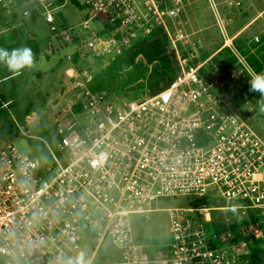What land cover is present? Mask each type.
Here are the masks:
<instances>
[{"label": "built area", "instance_id": "2783aa9c", "mask_svg": "<svg viewBox=\"0 0 264 264\" xmlns=\"http://www.w3.org/2000/svg\"><path fill=\"white\" fill-rule=\"evenodd\" d=\"M68 1L0 0L4 25L17 29L40 17L54 38L79 43L68 60L83 50L109 59L96 70L67 69L65 92L72 96L55 115L54 148L45 141L50 161L25 151L14 133L0 135V264H76L81 254L84 264H250V249L264 242V136L230 92L231 78L245 83L246 73H258L235 36L222 26L238 63L230 78L216 69L206 75L211 58L189 62L172 35L184 0H85L89 16L78 31L60 21ZM225 3L232 9L243 1ZM254 40L264 44V32ZM155 63L176 75L151 94L143 71ZM108 67L119 89H92L95 74ZM141 81L143 90L128 91ZM212 188L236 205L219 207L233 213L206 222L193 213L209 210L201 202ZM188 194L200 197L199 207L167 209L169 250L151 252L136 241L133 214ZM244 218L251 221L239 233L248 239L209 231Z\"/></svg>", "mask_w": 264, "mask_h": 264}, {"label": "rangeland", "instance_id": "374dc122", "mask_svg": "<svg viewBox=\"0 0 264 264\" xmlns=\"http://www.w3.org/2000/svg\"><path fill=\"white\" fill-rule=\"evenodd\" d=\"M242 1L240 7L231 9L227 7L225 0H184V9L170 22V27L175 43L183 48L190 59L189 62L198 63L208 56L212 64L219 66L218 73L224 78H230L228 63L231 60V53L228 39L222 33L224 26L229 36H235L232 42L245 52L247 57L257 54L264 63V59L257 52L261 47L254 43V37L264 32V0ZM84 3L85 0H69L61 9L60 21L66 27L80 30L79 24L89 16V9ZM219 14L223 17L221 23L218 20ZM5 27L8 26H0V30ZM23 36L24 40L21 39V42L26 44L16 46L17 43L10 44V39L0 33V48L6 45L16 46L14 48L31 47V50L34 48L33 66L22 69L13 79L0 82V91L6 95L5 99L12 100L9 106L4 107L2 106L4 98L0 99V135L14 133L25 151L44 161H50V150L45 141L50 142L53 147L50 139L57 126L55 115L60 113L63 105L72 96L70 92H65V86L69 82L67 69L75 64L80 69L90 67L96 70L108 64L109 59L83 50L82 53H75L72 61L68 60L67 55L78 50L81 45L66 44L54 38L48 24L40 17H35L28 23ZM26 40H30L29 44ZM35 47H38V51ZM261 72H264V68ZM237 83L238 81L235 82L236 85ZM239 83L245 84L240 81ZM135 95L133 93L130 97H138ZM242 107V112L251 116L254 128L264 136V111H261V103L251 100ZM81 109L78 107L76 110L81 113ZM22 131H27L31 136H22ZM206 199L205 203L202 200L201 204H205L209 210L193 213L195 217L206 222H215L233 213L231 210L218 209L219 207L236 205L234 200L222 197L216 188L208 191ZM198 202L200 197L195 194L165 197L153 202L151 207L154 210L149 213L133 214L131 220L136 241L151 252L162 253L169 250L172 237L171 218L167 209L195 208L199 207ZM90 236L91 233L87 232L81 244L86 245ZM263 245L250 249L253 258L260 263L264 262L263 252L261 254Z\"/></svg>", "mask_w": 264, "mask_h": 264}, {"label": "trees", "instance_id": "16d2710c", "mask_svg": "<svg viewBox=\"0 0 264 264\" xmlns=\"http://www.w3.org/2000/svg\"><path fill=\"white\" fill-rule=\"evenodd\" d=\"M3 12L0 9V26L3 27L5 26L3 21ZM33 20L30 19L26 22L25 26H22L20 28H14V30H12V32H10L11 38H10V44H13L15 42L16 46H24L26 44V42L23 44L21 42V39L24 40V36H23V32H25V29L28 25L29 22H31ZM29 35V34H28ZM30 39V38H29ZM27 43L29 44L30 40H26ZM256 43V42H254ZM14 45H6L3 48H6L8 50H11L12 48L16 47ZM28 46V45H27ZM256 46H260L261 48L257 49V52L260 56H262L261 58L264 59V44L259 45L258 43H256ZM31 48V47H30ZM36 48V47H35ZM38 49V47L36 48V50ZM34 50V48L32 49ZM38 51V50H37ZM242 51V50H241ZM243 52V51H242ZM231 53V51H230ZM245 53V52H243ZM230 57V56H229ZM209 57L207 56L206 59H208ZM205 59V60H206ZM231 60H229L228 66H229V70L231 67H238V63H237V59L232 55L231 53ZM248 61L250 62L251 66L258 72L260 73L263 69L264 63L261 61V59H259L257 57V54L254 55H249L248 57ZM141 66V64H140ZM218 65L217 64H212L210 62V67L209 70H203V72L207 75L208 72L210 70H218ZM21 71L19 72H9L8 69L6 68L5 65L0 64V82H4L7 81L9 79H13L14 76L20 74ZM149 70H144L143 71V76L144 78H146V82H147V88H149L150 93L151 94H155L158 93L160 90H162L164 87H166L174 78H175V73H169L166 71H163L161 69V67L159 66V64L155 63L152 67L151 72L148 74ZM230 75V73H229ZM231 80L235 83L237 82L236 79H232ZM251 76L249 74L246 73L245 78H244V82L246 83V86L244 87L243 90H239L238 91V83L235 86V90L230 91L231 93H233V99L240 105L246 104L248 101L251 100H255L256 102L261 103V101H264V97L261 96V94L259 92H254V91H249V89L251 88ZM90 87L94 90H101V89H109V90H115V89H119V82L118 79L115 77V73L112 69V67H108L106 69H104L102 72L95 74V77L93 79V81L90 83ZM145 87V82L141 81L138 82L137 84L133 85L132 87L128 88V91H132V90H141V88ZM0 96L1 98H4V100H9V99H5L6 95L3 93V91H0ZM251 220L244 218L243 220L240 221H235L233 224H231V226H225L224 224H219V223H213L212 226H209V231L211 233H221V232H226L228 230H231L234 234H235V241H239L241 239L246 238V235H241L239 233V231L242 229V231L245 233H247L248 230V225L250 223ZM248 239V238H246ZM264 244L263 241L259 242L257 245H261ZM256 245V246H257ZM264 246V245H263ZM263 252L264 255V248L261 251V254ZM262 255V256H263ZM251 263L250 264H264V262L260 263V261L255 260L252 256L251 253Z\"/></svg>", "mask_w": 264, "mask_h": 264}, {"label": "clouds", "instance_id": "9594fccd", "mask_svg": "<svg viewBox=\"0 0 264 264\" xmlns=\"http://www.w3.org/2000/svg\"><path fill=\"white\" fill-rule=\"evenodd\" d=\"M34 62V54L28 47L8 50L0 48V64L6 66L9 72H19L24 68H31ZM252 75L249 91L259 92L264 97V72L250 73ZM261 111H264V101H261ZM76 264H84L83 254Z\"/></svg>", "mask_w": 264, "mask_h": 264}, {"label": "crops", "instance_id": "0c3cea01", "mask_svg": "<svg viewBox=\"0 0 264 264\" xmlns=\"http://www.w3.org/2000/svg\"><path fill=\"white\" fill-rule=\"evenodd\" d=\"M12 27V26H11ZM5 27L3 28L2 30H0V33H3L7 39H10L11 38V35H10V30H14V27ZM11 28V29H10ZM10 41V40H9ZM10 43V42H9Z\"/></svg>", "mask_w": 264, "mask_h": 264}]
</instances>
